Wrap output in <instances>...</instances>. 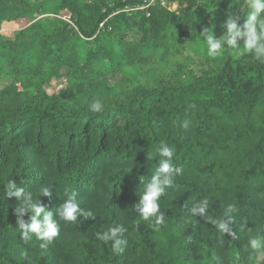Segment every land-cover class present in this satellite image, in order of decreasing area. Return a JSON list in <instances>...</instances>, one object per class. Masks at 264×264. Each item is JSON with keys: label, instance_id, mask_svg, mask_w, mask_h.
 Returning a JSON list of instances; mask_svg holds the SVG:
<instances>
[{"label": "trees", "instance_id": "obj_1", "mask_svg": "<svg viewBox=\"0 0 264 264\" xmlns=\"http://www.w3.org/2000/svg\"><path fill=\"white\" fill-rule=\"evenodd\" d=\"M142 2L0 0V29L15 28L0 32V264H264L247 246L264 237V63L228 49L209 57L200 34L207 27L219 38L229 15L242 23L245 0ZM53 79L65 86L49 95ZM94 99L103 112L88 111ZM160 142L175 148L182 172L155 225L133 205ZM10 179L46 211L74 192L95 217H54L52 244L25 242L19 202L3 190ZM204 198L206 217L193 216ZM230 203L235 239L211 223ZM116 225L126 229L120 252L95 238Z\"/></svg>", "mask_w": 264, "mask_h": 264}, {"label": "clouds", "instance_id": "obj_2", "mask_svg": "<svg viewBox=\"0 0 264 264\" xmlns=\"http://www.w3.org/2000/svg\"><path fill=\"white\" fill-rule=\"evenodd\" d=\"M245 7L247 15L244 16L243 22H240L239 16L229 15L225 22L226 31L219 38L214 35L213 31L209 32L207 27L200 32L209 57L221 56L224 50L228 49L237 57L250 54L256 61L264 63V0H245ZM88 111L101 113L104 111V105L100 100L94 99L88 104ZM190 124L191 121L185 119L180 126L187 130ZM174 154V147L160 142L156 148V155H148L150 160L154 157L158 158V164L151 178L146 183L142 181L143 191L138 196V202L133 205V209L143 220L154 218L155 225H162L165 219L164 213L160 210L161 196L174 185L175 177L182 172V168L176 167L173 163ZM3 190L9 197H15L16 202H19V206L14 208V213L21 239L27 242L35 236L37 240L43 241L40 244L41 248H47L60 234V226L54 217L73 224H79L95 217L91 210L80 207L74 192L67 193V198L53 212L46 211L39 202L38 196L34 199L30 191L12 179L3 185ZM39 194L50 195L47 187L43 188ZM208 207L209 200L204 198L196 202L190 211L193 216L206 217ZM238 211L237 206L230 203L221 217L211 221L219 234H227L233 239L236 238L232 224L234 214ZM26 214L27 222L24 219ZM125 231L123 226L116 225L95 233V238L105 244L110 242L113 251L120 252L123 250L122 246L127 245V240L122 238ZM247 246L253 252H264V237H249ZM21 255L27 257L28 253L24 251Z\"/></svg>", "mask_w": 264, "mask_h": 264}, {"label": "rangeland", "instance_id": "obj_3", "mask_svg": "<svg viewBox=\"0 0 264 264\" xmlns=\"http://www.w3.org/2000/svg\"><path fill=\"white\" fill-rule=\"evenodd\" d=\"M14 30H15V28L12 26H10V27L1 26L0 32L6 37H10ZM64 86H65V80L64 79H61V80L53 79V80H51L50 84L45 87V91L49 95L55 94L61 88H64Z\"/></svg>", "mask_w": 264, "mask_h": 264}, {"label": "built area", "instance_id": "obj_4", "mask_svg": "<svg viewBox=\"0 0 264 264\" xmlns=\"http://www.w3.org/2000/svg\"><path fill=\"white\" fill-rule=\"evenodd\" d=\"M156 4H159L163 7L165 6V0H143L142 5L139 7V9H147L149 7L155 6Z\"/></svg>", "mask_w": 264, "mask_h": 264}]
</instances>
